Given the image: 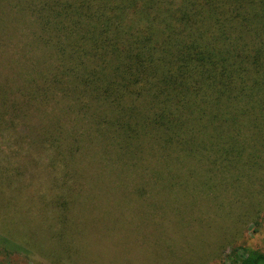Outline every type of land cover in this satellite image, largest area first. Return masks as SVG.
I'll use <instances>...</instances> for the list:
<instances>
[{"label": "rangeland", "instance_id": "374dc122", "mask_svg": "<svg viewBox=\"0 0 264 264\" xmlns=\"http://www.w3.org/2000/svg\"><path fill=\"white\" fill-rule=\"evenodd\" d=\"M30 3L0 0V117L14 124L0 121V264H222L239 247L264 251V126L243 118L239 160L208 143L168 158L150 136L120 156L116 117L30 98L26 75L49 65L30 60L53 62Z\"/></svg>", "mask_w": 264, "mask_h": 264}, {"label": "trees", "instance_id": "16d2710c", "mask_svg": "<svg viewBox=\"0 0 264 264\" xmlns=\"http://www.w3.org/2000/svg\"><path fill=\"white\" fill-rule=\"evenodd\" d=\"M30 7L36 43L53 52L51 63L30 60L32 71L49 64L26 75L30 98L41 92L74 100L80 117H116L108 127L122 137L120 156L137 155L150 136L168 158L208 143L239 160L243 118L264 126V0H31ZM228 259L222 264H264V251L239 247Z\"/></svg>", "mask_w": 264, "mask_h": 264}]
</instances>
